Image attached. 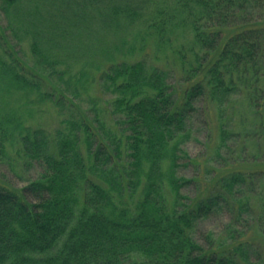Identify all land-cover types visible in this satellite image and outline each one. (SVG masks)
Returning <instances> with one entry per match:
<instances>
[{"label":"trees","instance_id":"1","mask_svg":"<svg viewBox=\"0 0 264 264\" xmlns=\"http://www.w3.org/2000/svg\"><path fill=\"white\" fill-rule=\"evenodd\" d=\"M46 102L53 131L30 120ZM250 148L262 160L264 0H0V264H264Z\"/></svg>","mask_w":264,"mask_h":264},{"label":"rangeland","instance_id":"2","mask_svg":"<svg viewBox=\"0 0 264 264\" xmlns=\"http://www.w3.org/2000/svg\"><path fill=\"white\" fill-rule=\"evenodd\" d=\"M92 34V33H91ZM93 35V34H92ZM95 37V35L93 36ZM84 40V45L85 47H87V43H88V38L87 36H84L83 38ZM69 42V41H68ZM24 45V44H23ZM27 50L28 46H24ZM84 47V48H85ZM86 52L84 50L79 51V52H73V51H69V52H63V50L61 49L60 53L61 55L64 56V59H66L70 65H73L75 69H78L79 67H81L84 63V60H86V57H82L79 53H83ZM76 55V57H75ZM157 64H159V66H164V62L161 61H157ZM91 70V75L89 77V81L90 82H94L93 79V75H95L97 73V71L92 68ZM93 84H91V86L89 87L88 92L91 95H96V93L98 92V87L93 88ZM86 91V90H85ZM96 91V92H95ZM33 110H32V116L30 117V120L32 121V124H36L37 122H40L45 129H47L48 131H53L59 123L60 117L58 116L56 110L54 108H52L51 104H49L48 102L46 103H38L37 105L33 106ZM194 130V136L197 137L199 139V141L195 140V139H191L189 140L185 145L184 148L190 152V154H192L193 156L198 155L199 153H201L202 151V144L201 142L205 139L204 136L206 135V131L204 129V127L202 126V124L200 123V120H196L195 125L193 127ZM250 153H255L254 149H248L245 153H243V156L248 159V161H246V164H243L242 167L244 169H264V157H262V160H260L259 162H255L252 159H254L253 157H251ZM5 167V165H4ZM192 169H183L181 171L182 174L184 175H188L190 176L192 174ZM38 173H39V167L38 165H35L34 167H31L29 171H25V170H21L19 173V176H13V174H10L12 177H14V180L16 181L17 185L19 186H24L28 183V181L30 179H36L38 177ZM183 193L187 194V195H194L195 191L192 187L190 188H184L183 189ZM230 213L228 210H225L224 212L212 215L209 218H206L204 220H202L199 224V231H209V230H213L215 232H219L222 228V226L225 223H228L230 221Z\"/></svg>","mask_w":264,"mask_h":264}]
</instances>
